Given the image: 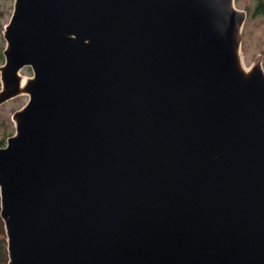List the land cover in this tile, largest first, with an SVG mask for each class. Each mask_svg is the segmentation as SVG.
<instances>
[{"label":"water","instance_id":"water-1","mask_svg":"<svg viewBox=\"0 0 264 264\" xmlns=\"http://www.w3.org/2000/svg\"><path fill=\"white\" fill-rule=\"evenodd\" d=\"M246 16L235 0H13L0 103L28 98L0 145L8 264H264Z\"/></svg>","mask_w":264,"mask_h":264},{"label":"rangeland","instance_id":"rangeland-1","mask_svg":"<svg viewBox=\"0 0 264 264\" xmlns=\"http://www.w3.org/2000/svg\"><path fill=\"white\" fill-rule=\"evenodd\" d=\"M236 6L247 10V16L241 30V56L245 65L260 57L264 68V0H235ZM13 9V0H0V64L4 61L5 39L2 34ZM23 77L31 74L29 66L20 69ZM1 87V81H0ZM27 94H19L0 103V145L14 132L11 115L27 100Z\"/></svg>","mask_w":264,"mask_h":264},{"label":"trees","instance_id":"trees-1","mask_svg":"<svg viewBox=\"0 0 264 264\" xmlns=\"http://www.w3.org/2000/svg\"><path fill=\"white\" fill-rule=\"evenodd\" d=\"M4 144V143H3ZM2 145V144H1ZM6 233L0 216V264H8Z\"/></svg>","mask_w":264,"mask_h":264},{"label":"flooded vegetation","instance_id":"flooded-vegetation-1","mask_svg":"<svg viewBox=\"0 0 264 264\" xmlns=\"http://www.w3.org/2000/svg\"><path fill=\"white\" fill-rule=\"evenodd\" d=\"M246 12H247V10H246ZM15 97V96H14ZM13 98V97H12Z\"/></svg>","mask_w":264,"mask_h":264}]
</instances>
